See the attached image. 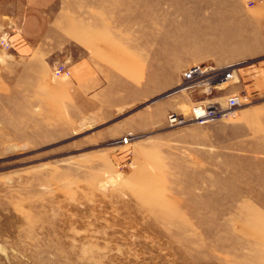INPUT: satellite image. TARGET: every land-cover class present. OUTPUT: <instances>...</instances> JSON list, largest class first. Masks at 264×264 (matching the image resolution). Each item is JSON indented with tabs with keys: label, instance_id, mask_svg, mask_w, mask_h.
<instances>
[{
	"label": "rangeland",
	"instance_id": "obj_1",
	"mask_svg": "<svg viewBox=\"0 0 264 264\" xmlns=\"http://www.w3.org/2000/svg\"><path fill=\"white\" fill-rule=\"evenodd\" d=\"M218 1L54 0L37 10L41 52L0 47V264H264V111L250 98L234 118L167 123L239 94L251 62L212 96L178 90L196 62L169 66L212 37L245 40L198 31ZM27 2L0 0L10 40ZM149 73L179 82L149 94Z\"/></svg>",
	"mask_w": 264,
	"mask_h": 264
},
{
	"label": "crops",
	"instance_id": "obj_2",
	"mask_svg": "<svg viewBox=\"0 0 264 264\" xmlns=\"http://www.w3.org/2000/svg\"><path fill=\"white\" fill-rule=\"evenodd\" d=\"M54 0H28L27 6L28 11H26L25 17L22 20V25L19 29V35L17 39L11 40L12 48L14 50L20 51H39L41 52V47L38 45L40 41L44 38L38 35V31H41L42 26V16L37 12V10H44L47 5H50ZM248 6H250V11L247 15H242V10L233 11V13H227V4L223 0H219L215 5V10L211 15H204L203 29L198 30L199 32L207 33H219L237 30L238 35L242 31L245 33L246 38L244 41H240L239 36H237L232 41V38H225L223 36L222 40L213 41V37L210 42L205 43L204 47H196L191 49L189 54H183V56L176 55L170 62L169 66L177 68L183 66L186 63L196 62V64H209V65H234V64H244L249 63V66H242L238 70L239 80L235 89L238 93H245L249 96V99L254 100L256 103H251V106L257 104L258 110L264 111V0H248ZM251 4V5H249ZM223 6V7H222ZM30 9V11H29ZM44 12V11H40ZM40 20V24L35 25V22ZM206 37V36H205ZM38 46V48H37ZM234 51H238L234 57L231 56ZM251 53V59L248 61L240 60L247 56L246 52ZM212 54L220 57L216 61L210 57ZM159 54H164L160 51ZM180 56V57H177ZM234 58V59H233ZM164 59V60H163ZM171 59V58H170ZM164 56L159 55L156 63L152 67L154 69L165 68L168 66V62ZM149 67L151 66L150 63ZM192 66V65H191ZM166 74V73H165ZM151 77L149 73L144 81L143 89L147 90L149 94H152L153 83L160 92L164 89L170 88L179 82L178 77L174 75L172 80H169L166 75ZM163 77V78H162ZM178 80V82H177ZM249 107L248 112L253 110ZM264 116V114H263Z\"/></svg>",
	"mask_w": 264,
	"mask_h": 264
},
{
	"label": "built area",
	"instance_id": "obj_3",
	"mask_svg": "<svg viewBox=\"0 0 264 264\" xmlns=\"http://www.w3.org/2000/svg\"><path fill=\"white\" fill-rule=\"evenodd\" d=\"M0 47L2 50L12 48V42L9 34L0 33ZM239 64L226 65V66H213L209 64H197L190 66L185 70L181 77V81L178 84L179 91H185L192 93L193 91L200 90L205 96H212L216 91L224 90L222 85L234 82L237 78L236 67ZM55 76H65L67 71L63 66L54 69ZM238 82V80H237ZM249 97L245 93H239L235 95H228L224 100L223 105L214 104H194L190 109L188 120L183 116L175 114H169L167 116V123L170 128L187 124L188 122H195L199 125H206L221 119L234 118L236 112L245 104H249ZM129 139L124 138L123 143L128 144Z\"/></svg>",
	"mask_w": 264,
	"mask_h": 264
},
{
	"label": "bare ground",
	"instance_id": "obj_4",
	"mask_svg": "<svg viewBox=\"0 0 264 264\" xmlns=\"http://www.w3.org/2000/svg\"><path fill=\"white\" fill-rule=\"evenodd\" d=\"M175 35V34H174ZM176 38H177V36H175ZM173 38V37H172ZM172 38H169V39H160L159 40V42L161 43V44H165V41L164 40H166V43L168 44V45H165V47L167 48V49H169V48H173V46L176 44V42H177V40L174 38V39H172ZM181 38V37H180ZM179 38V39H180ZM172 41V42H171ZM179 41V40H178ZM180 42H182L181 44H184V40L182 39V40H180ZM189 42H191V41H189ZM178 43V42H177ZM164 47V46H163ZM175 47V46H174Z\"/></svg>",
	"mask_w": 264,
	"mask_h": 264
}]
</instances>
